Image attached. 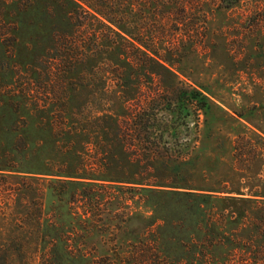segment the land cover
<instances>
[{
  "label": "rangeland",
  "instance_id": "1",
  "mask_svg": "<svg viewBox=\"0 0 264 264\" xmlns=\"http://www.w3.org/2000/svg\"><path fill=\"white\" fill-rule=\"evenodd\" d=\"M73 1L0 0V264H52L38 220L95 257L123 253L118 264H135L129 243L153 238L151 212L132 201L111 208L117 222H83V203L66 202L79 186L58 181L138 172L110 128L147 101L135 78L157 88L141 45L208 103L171 139L182 157L175 182L224 199L210 208L222 246L203 262L264 264V0ZM241 135L260 142L247 170L236 168Z\"/></svg>",
  "mask_w": 264,
  "mask_h": 264
},
{
  "label": "trees",
  "instance_id": "2",
  "mask_svg": "<svg viewBox=\"0 0 264 264\" xmlns=\"http://www.w3.org/2000/svg\"><path fill=\"white\" fill-rule=\"evenodd\" d=\"M239 1L227 0L231 7ZM70 2L76 4L73 0ZM69 18L65 14V20L69 21ZM112 23L129 35L124 27L114 21ZM124 40L128 42L126 38ZM141 46L143 48H139L138 52L152 67L151 73L148 71L147 74L150 79L157 80V88H146L135 78L137 82L130 87L137 89L139 94L145 92L147 101L135 99L139 101L138 105L129 109L124 119H111L110 128L115 140H120L124 145L126 164L135 167L139 173L106 177L98 173L88 175L76 172L61 176L62 179L58 181L63 185L79 186L74 194L67 193L66 202L83 203V222L91 221L96 225L105 220L117 222V213L110 217L111 208L129 201L151 212L147 228L156 229L153 238H138L129 243L131 255L136 258L135 264H213L205 263L202 259L215 252L216 247L222 246V233L212 220L210 208L216 201L224 199L212 194L213 191L199 194L193 188L180 187V183L170 175L181 166L179 161L182 158L181 151L175 148L176 143L171 139L178 134L181 126L187 125L193 113L205 110L208 103L202 98L203 94L191 85L181 81L173 83L178 79V74L171 60L165 59L159 50L150 45ZM165 76L172 82L165 81ZM242 143L244 146H241ZM258 143L245 135L235 139L237 169L252 167L260 155ZM113 162V168H123L119 159L115 158ZM241 162L244 166L240 165ZM104 214H107L106 217ZM35 225L43 229V251L48 253V260L52 264H115L116 260L122 263L127 258L119 251L112 256L114 263L110 256L95 257L88 252L84 239L77 242L66 236L59 238L54 225L46 226L41 220L36 221Z\"/></svg>",
  "mask_w": 264,
  "mask_h": 264
}]
</instances>
